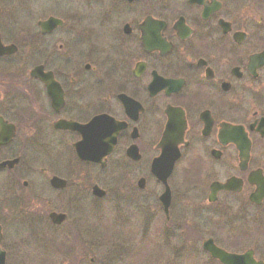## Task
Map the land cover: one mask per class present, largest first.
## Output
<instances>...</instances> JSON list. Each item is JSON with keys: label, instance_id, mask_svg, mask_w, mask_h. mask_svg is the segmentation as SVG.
<instances>
[{"label": "flooded vegetation", "instance_id": "af4514ba", "mask_svg": "<svg viewBox=\"0 0 264 264\" xmlns=\"http://www.w3.org/2000/svg\"><path fill=\"white\" fill-rule=\"evenodd\" d=\"M41 1L25 21L21 0H0L5 264H100L107 197L127 211L109 232L116 264L195 236L212 264L206 241L264 264V0ZM239 238L253 247L219 242Z\"/></svg>", "mask_w": 264, "mask_h": 264}, {"label": "rangeland", "instance_id": "374dc122", "mask_svg": "<svg viewBox=\"0 0 264 264\" xmlns=\"http://www.w3.org/2000/svg\"><path fill=\"white\" fill-rule=\"evenodd\" d=\"M23 3V6H20L17 8L14 16L15 18H22V16L26 15L24 17L25 21H28L32 18V16H29L28 10L30 8L29 5L31 4H38L39 7L36 10H39L40 7L42 8L43 6V2L41 0H21ZM43 9V8H42ZM27 25V23H26ZM100 173V177L104 175V173L102 174ZM99 185V187L105 191H109L111 189L110 184H108L107 181H103L102 178H100V180L96 181ZM112 186V184H111ZM124 205V204H121ZM114 213V214H113ZM116 214V220H114L112 217ZM127 211L125 210V208L123 206L117 205L116 207H114V204L111 202V199L109 197L102 199L99 204H98V209L96 211V215L94 214V218H99V234H100V252H99V258L100 259V264H116L113 262L112 257H113V248L112 245H110V240H109V232L111 229H113V225H115L114 227V232L118 233V234H122V228L125 226L122 223V220L126 217ZM137 217H141V213H137L136 214ZM260 228H262V226L264 225V211L261 210L260 211ZM98 216V217H97ZM220 216V215H219ZM112 219L113 224H112ZM10 222V221H9ZM112 225V226H111ZM151 227V226H150ZM152 228V227H151ZM239 228H237L238 230ZM264 230V229H263ZM205 231V230H204ZM202 231V232H204ZM191 238V237H190ZM202 237L201 236H195V238L191 239V243L189 242H183V238L180 237L179 239H177L174 243L172 242H156L157 245L158 243H160L159 246V250L163 249L162 252H164V255L161 257H158V253H157V245H154L152 247L147 248L148 249V253H147V264H212L209 261L208 256L206 257L205 255H203V253H200L201 250V242L200 239ZM132 239V238H131ZM197 239V240H196ZM258 239H260L257 243L259 244V246H263L264 248V231H262V233L260 235H258ZM118 239H116L117 241ZM196 240V241H195ZM240 241H236L234 242L232 245L233 246H229V244H226V242L224 240H220V244L223 247H226V249L230 250V249H236V245H238L237 250H239L240 248L242 249H246V248H252L253 244H254V240L253 239H240ZM229 241V240H228ZM133 245H136V243L138 242H133V240L131 241ZM132 245V246H133ZM176 246V248H174V246ZM121 246H123V243H121ZM139 248V247H138ZM173 248L175 250H177V254L179 255L177 257L176 251H173ZM117 250H119L118 248H116ZM131 250V249H130ZM120 250H119V254H120ZM179 252V253H178ZM262 254V252H261ZM17 254L11 252L10 256L7 260V264H12L14 260H18V257H15ZM128 254H126L127 256ZM142 255H144V253H142ZM162 255V254H161ZM264 256V253L262 254ZM123 256V255H121ZM260 255L261 258L264 259V257ZM124 258V256H123ZM129 258V257H126ZM60 261L65 262L66 259L62 258H55L52 260V264H61ZM67 262V261H66ZM125 264H133L132 261H129L127 259H125ZM134 264H141L140 259H136V262H134Z\"/></svg>", "mask_w": 264, "mask_h": 264}, {"label": "water", "instance_id": "95a60500", "mask_svg": "<svg viewBox=\"0 0 264 264\" xmlns=\"http://www.w3.org/2000/svg\"><path fill=\"white\" fill-rule=\"evenodd\" d=\"M42 25H44V24H42ZM3 50H4V48H2V45L0 43V55L2 54ZM170 131H171V126L168 127L165 134L166 135L169 134ZM175 160H176V156H173L171 159H168V161H165V160L154 161L152 164V172L154 173L156 178L166 180L168 174L170 173V171L172 169V165H173ZM163 164H166V168H163L161 166ZM163 169L166 170L165 175L162 174ZM212 188H214V190H213V192H214V191L220 190L223 187L220 184H214L212 186ZM94 191L99 196H103V194H104V192L101 189H99L98 187H96ZM54 216H57V215H54ZM0 238H1V230H0ZM203 248L205 250H207V252H209L211 257L218 259L222 264H261V263H257L254 261L250 251L245 253V254H242V255L230 254V253H227L224 250L219 249L216 246H214V244L211 241H206L203 245ZM0 264H5V255H4V252L1 250H0Z\"/></svg>", "mask_w": 264, "mask_h": 264}]
</instances>
